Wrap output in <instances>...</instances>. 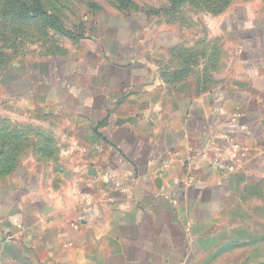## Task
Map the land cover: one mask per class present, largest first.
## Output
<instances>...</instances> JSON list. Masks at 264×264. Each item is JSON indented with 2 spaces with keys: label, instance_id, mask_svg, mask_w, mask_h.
Wrapping results in <instances>:
<instances>
[{
  "label": "crops",
  "instance_id": "obj_1",
  "mask_svg": "<svg viewBox=\"0 0 264 264\" xmlns=\"http://www.w3.org/2000/svg\"><path fill=\"white\" fill-rule=\"evenodd\" d=\"M263 26L219 28L221 68L163 28L13 68L11 111L70 124L57 173L27 153L0 179V264H264Z\"/></svg>",
  "mask_w": 264,
  "mask_h": 264
},
{
  "label": "rangeland",
  "instance_id": "obj_2",
  "mask_svg": "<svg viewBox=\"0 0 264 264\" xmlns=\"http://www.w3.org/2000/svg\"><path fill=\"white\" fill-rule=\"evenodd\" d=\"M12 1L0 0V7L5 10L11 8V12L20 13L21 3H25L24 0L15 1L19 2L18 4ZM126 1L128 4H123L120 0H42V3L47 14L57 16L61 23L72 31L82 28L89 31L93 28H132L137 30L134 36L132 34L135 39L142 32L149 34L155 28H163L174 36L170 38L163 35L162 39L165 42L195 44L188 50L176 53L175 56L179 60L182 62L188 60L189 63L196 64L211 58L212 68H221L224 61L221 64L219 58L222 60L229 58L233 52L232 49L228 47L225 49L221 45L220 42L224 38L222 36L219 38V28H262L264 24V0H233L220 14L191 1L179 3L177 6H173L168 0ZM43 25V19L24 24L16 22L12 14L3 17L0 13V128L3 125L12 126L23 131V136L29 141V144L21 147L23 155L33 153L34 157L39 156L36 161L30 163H43L45 168L57 173L61 167L58 160L61 152L59 125H69L70 122L64 119L62 121L55 116L46 119V115L40 113L36 115L15 113L10 110L6 102L8 99H5V94L10 91L9 75L13 68L23 71L26 62L48 56L54 53L56 48L62 50L65 40L49 29H46L47 39H43L37 36L34 38L32 34L28 35L25 32L24 35L12 33L6 28H40ZM47 25L51 26V21H48ZM65 44L67 45L68 42ZM42 138L49 139L50 146L45 145L43 147L45 152L38 153V149L42 147L39 140ZM2 178L0 176V179ZM59 179L56 174L48 180L54 181L57 186Z\"/></svg>",
  "mask_w": 264,
  "mask_h": 264
},
{
  "label": "trees",
  "instance_id": "obj_3",
  "mask_svg": "<svg viewBox=\"0 0 264 264\" xmlns=\"http://www.w3.org/2000/svg\"><path fill=\"white\" fill-rule=\"evenodd\" d=\"M19 1L13 0L12 2ZM173 6L179 5V3H183L186 1H191L196 5L202 6L205 9L212 11L214 13H222L226 10L227 7L232 3L233 0H168ZM25 3H21L20 13L11 12V8H7L6 10L3 7H0V13L3 17L13 15V18L16 22H21L24 24L33 23L35 20L38 21L43 19V26L40 28H6V30H10L12 33H16L19 35H24L28 33V35H33L35 38L40 37L43 39H47V31L46 29L53 30L56 34L59 33L62 36H66L70 39H75L77 33H80L81 30L72 31L67 29L57 16L52 14H47L42 0H24ZM123 4H128L126 0H120ZM19 3V2H15ZM120 9V8H119ZM126 9V7H125ZM121 10V9H120ZM122 11V10H121ZM124 11V10H123ZM123 13V12H122ZM48 21H51V26L47 25ZM27 26V25H24ZM51 27V28H47ZM29 31H26V30ZM79 29V28H78ZM5 30V31H6ZM82 30H84L82 28ZM16 38V36H14ZM18 38V37H17ZM16 38V39H17ZM29 38V36L27 37ZM44 41V40H43ZM55 51H61V49L56 48ZM0 176L6 177L10 175L19 165L20 158L23 155V151L21 152L23 145L29 144L26 137H24L23 131H19L17 128H13L12 126H1L0 128ZM40 147L38 149V153H44V146H50V140L42 138L39 140ZM45 156V155H44Z\"/></svg>",
  "mask_w": 264,
  "mask_h": 264
},
{
  "label": "built area",
  "instance_id": "obj_4",
  "mask_svg": "<svg viewBox=\"0 0 264 264\" xmlns=\"http://www.w3.org/2000/svg\"><path fill=\"white\" fill-rule=\"evenodd\" d=\"M231 170H232V168H231Z\"/></svg>",
  "mask_w": 264,
  "mask_h": 264
}]
</instances>
